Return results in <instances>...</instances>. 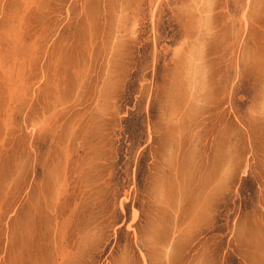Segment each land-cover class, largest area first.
<instances>
[{
    "label": "rangeland",
    "instance_id": "1",
    "mask_svg": "<svg viewBox=\"0 0 264 264\" xmlns=\"http://www.w3.org/2000/svg\"><path fill=\"white\" fill-rule=\"evenodd\" d=\"M144 261L264 264V0H0V264Z\"/></svg>",
    "mask_w": 264,
    "mask_h": 264
},
{
    "label": "bare ground",
    "instance_id": "2",
    "mask_svg": "<svg viewBox=\"0 0 264 264\" xmlns=\"http://www.w3.org/2000/svg\"><path fill=\"white\" fill-rule=\"evenodd\" d=\"M247 14H248V13H247ZM137 213H138V212H134V217H135L136 215H138ZM134 217H133V219H134ZM133 219H132V220H133ZM133 221H134V220H133ZM130 227H131V226H130ZM144 264H146L145 261H144Z\"/></svg>",
    "mask_w": 264,
    "mask_h": 264
}]
</instances>
